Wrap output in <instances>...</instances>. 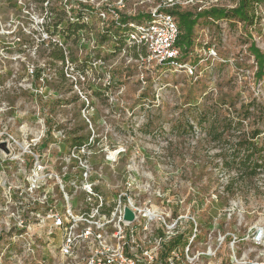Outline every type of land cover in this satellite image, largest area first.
<instances>
[{
	"label": "rangeland",
	"instance_id": "rangeland-1",
	"mask_svg": "<svg viewBox=\"0 0 264 264\" xmlns=\"http://www.w3.org/2000/svg\"><path fill=\"white\" fill-rule=\"evenodd\" d=\"M185 1L0 0V146L5 145L0 158L8 155L7 136L26 145L44 140L34 154L43 152L42 164L51 172L55 154L48 132L56 129L68 137L77 130L76 135L92 140L91 163L109 202L130 174L152 193L160 191L170 200L178 196L184 209L191 206L201 228L213 227L215 235L242 236L264 226V167L249 178L238 166H225L239 160L240 144L255 131H260L254 142L264 156V64L259 78L250 50L252 44L264 56V19L247 26L238 20L200 19L188 50L177 47L182 69L161 66L142 53L134 58L128 48L135 45L129 41L118 51L116 41L100 38L111 26L107 20H113L114 8L131 18L157 6L194 16L199 7L232 9L238 0ZM61 13L69 19L79 14L86 28L76 41L73 36L66 41L70 59L64 67L46 70L48 83L35 81L31 71L43 63L37 44L46 38L42 17ZM25 155L21 159L29 161ZM19 162H0V247L10 244L0 264H30L3 227L9 215L2 211L4 187L13 175L21 178L15 174Z\"/></svg>",
	"mask_w": 264,
	"mask_h": 264
},
{
	"label": "built area",
	"instance_id": "built-area-1",
	"mask_svg": "<svg viewBox=\"0 0 264 264\" xmlns=\"http://www.w3.org/2000/svg\"><path fill=\"white\" fill-rule=\"evenodd\" d=\"M112 16L128 31L126 41L143 47L148 59L161 66L185 67L175 46L179 35L175 17L162 12L161 6L140 21L122 24L117 13ZM53 130L47 131L55 154L51 172L42 164L43 152L34 154L44 140L26 145L7 136L8 155L0 158V162L20 161L15 174L21 178L13 175L12 183L4 187L6 210L2 211L9 215L3 227L30 264H264L263 225L242 236L229 231L215 235L213 227L201 228L191 206L184 209L178 196L170 200L160 191L152 193L149 187L138 186L130 174L109 202L91 163L92 140L73 145L70 135ZM25 154L29 161L21 159ZM153 199L159 203L153 204ZM160 203L162 208L156 206ZM125 207L133 213L132 221L123 219ZM9 248L10 244L1 246L0 256L8 254ZM253 252L257 253L250 259Z\"/></svg>",
	"mask_w": 264,
	"mask_h": 264
},
{
	"label": "trees",
	"instance_id": "trees-1",
	"mask_svg": "<svg viewBox=\"0 0 264 264\" xmlns=\"http://www.w3.org/2000/svg\"><path fill=\"white\" fill-rule=\"evenodd\" d=\"M113 11L119 15L118 21L122 24H125L126 22L131 20L140 21L145 18V15L131 18L125 16L124 14H119V11L117 12L116 8H114ZM162 12L177 17L181 25V29H183L184 32L181 33L180 31L175 46L184 48V50L182 51H187L192 44L190 38L193 27L198 23L200 19H206L205 23H209L207 22V19H226L229 21L238 20L244 23L246 26L254 25V23H256L258 20L264 19V0H238L237 5L232 9L209 8L196 13V15L194 16L187 13H181L179 10L174 11L173 9L162 10ZM64 13L46 14L42 17L43 23L41 24V27L46 38L44 40H41L37 44L38 48H43L41 55L43 63L40 64V66L34 67V69L31 71V77L35 81L42 80L44 83H48L47 78H45L44 76L45 71H51V67L58 64L61 67H64L65 63L70 59V56L68 59V56L66 54L68 49L64 47L66 41H68L70 36L75 37L74 41H76L77 33L86 28V24L85 22H82L83 18L80 17L79 14H77L76 19H69ZM107 22H109L111 26H106L104 36L102 34L100 38H102L103 40L111 39L116 41L113 47L115 50L119 51L120 49H122L124 43L126 42V29L117 25V22H115L114 20H107ZM54 36L58 37L57 41L52 40ZM22 43L21 45H24V43ZM128 50L134 52V58L139 57V53H142L143 56L146 55V51L143 47L132 46L128 48ZM250 50L258 66L256 76L260 78L263 74L264 56L252 44ZM63 74V70L58 71L59 76L64 77ZM247 111L248 110H246V113ZM189 128H192V126H189ZM76 134L77 130L70 133V135L73 136L69 137V141H71L73 145H78L88 139V136L83 137ZM259 134L260 131H255L254 133H252V138L250 141H243L240 144L243 149V153L240 156L239 160L236 161V159L233 158V160L226 163L225 166L228 167L230 164H234L238 166L240 170H242L243 176H248L249 178L258 176V170L264 167V156L262 155L263 150L262 148L257 147V144H255L254 142V139Z\"/></svg>",
	"mask_w": 264,
	"mask_h": 264
},
{
	"label": "water",
	"instance_id": "water-1",
	"mask_svg": "<svg viewBox=\"0 0 264 264\" xmlns=\"http://www.w3.org/2000/svg\"><path fill=\"white\" fill-rule=\"evenodd\" d=\"M0 147L1 148H4L5 145L4 144H1ZM133 218H134V216H133V213L131 212V210L129 208L125 207L124 210H123V219L125 221H132Z\"/></svg>",
	"mask_w": 264,
	"mask_h": 264
}]
</instances>
